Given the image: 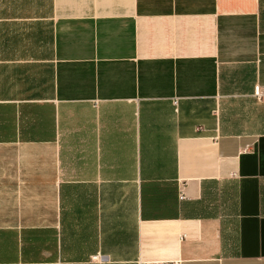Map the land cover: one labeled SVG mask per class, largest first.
<instances>
[{
  "label": "crops",
  "instance_id": "obj_1",
  "mask_svg": "<svg viewBox=\"0 0 264 264\" xmlns=\"http://www.w3.org/2000/svg\"><path fill=\"white\" fill-rule=\"evenodd\" d=\"M254 86L264 0H0V264H264Z\"/></svg>",
  "mask_w": 264,
  "mask_h": 264
},
{
  "label": "built area",
  "instance_id": "obj_2",
  "mask_svg": "<svg viewBox=\"0 0 264 264\" xmlns=\"http://www.w3.org/2000/svg\"><path fill=\"white\" fill-rule=\"evenodd\" d=\"M252 93H253V96L255 98H261L262 96H264V89L261 91V90H259V88L257 86H254ZM179 191H180L179 192V198L183 199L184 198V193L180 189H179ZM172 264H179V263L178 262H172Z\"/></svg>",
  "mask_w": 264,
  "mask_h": 264
}]
</instances>
